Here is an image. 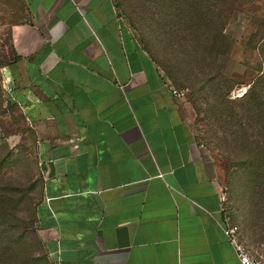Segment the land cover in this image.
<instances>
[{"label":"crops","instance_id":"crops-1","mask_svg":"<svg viewBox=\"0 0 264 264\" xmlns=\"http://www.w3.org/2000/svg\"><path fill=\"white\" fill-rule=\"evenodd\" d=\"M2 26L50 264H241L191 119L116 0H0Z\"/></svg>","mask_w":264,"mask_h":264},{"label":"rangeland","instance_id":"rangeland-1","mask_svg":"<svg viewBox=\"0 0 264 264\" xmlns=\"http://www.w3.org/2000/svg\"><path fill=\"white\" fill-rule=\"evenodd\" d=\"M116 2L179 92L220 185L233 234L249 248L264 250L263 93L260 103L249 105L262 117L261 132L243 133L230 111L242 110V96L264 69V0ZM7 51L2 26L0 68ZM40 197L36 136L0 72V264H50L34 232Z\"/></svg>","mask_w":264,"mask_h":264},{"label":"trees","instance_id":"trees-1","mask_svg":"<svg viewBox=\"0 0 264 264\" xmlns=\"http://www.w3.org/2000/svg\"><path fill=\"white\" fill-rule=\"evenodd\" d=\"M116 5L119 6L117 2H116ZM262 93L264 95V69L262 70V73L260 75L256 76V78L251 82L248 90L242 96L241 100L246 101L245 102L246 105L244 107H241L242 110H237V111L230 110L232 112V115L237 117L238 128L243 133L247 134L249 137H250V133H249L250 131L253 133L261 132V130L258 128H260L262 126V124L259 122V120H262V117L259 114L255 113L253 111V109L249 108V105H251V103H253V102L254 103L259 102V98H260ZM258 147H259V145L257 144V148L255 150L256 152H257ZM259 157L260 156H257L256 158H259ZM257 161H258V159H257ZM260 161H261V158H259L258 165H262V163H260ZM253 162H255V161L253 160L252 163Z\"/></svg>","mask_w":264,"mask_h":264},{"label":"built area","instance_id":"built-area-1","mask_svg":"<svg viewBox=\"0 0 264 264\" xmlns=\"http://www.w3.org/2000/svg\"><path fill=\"white\" fill-rule=\"evenodd\" d=\"M1 79L6 92L7 93L10 92L12 88L11 81L7 77L6 73L2 71H1ZM173 93L177 96L180 95L179 92L175 89L173 90ZM223 199L224 197L221 194L222 202ZM223 232L229 243L233 245L236 256L241 264H264V250H260V251L253 250L236 239L232 229L228 225L227 216L224 211V207H223Z\"/></svg>","mask_w":264,"mask_h":264}]
</instances>
